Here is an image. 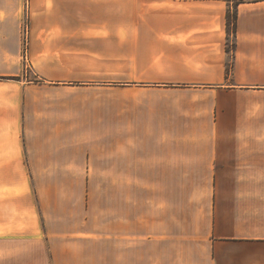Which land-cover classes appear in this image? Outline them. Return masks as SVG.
<instances>
[{
  "label": "crops",
  "instance_id": "crops-1",
  "mask_svg": "<svg viewBox=\"0 0 264 264\" xmlns=\"http://www.w3.org/2000/svg\"><path fill=\"white\" fill-rule=\"evenodd\" d=\"M230 6L0 0V264H55L92 175L115 264H264V0Z\"/></svg>",
  "mask_w": 264,
  "mask_h": 264
},
{
  "label": "rangeland",
  "instance_id": "rangeland-1",
  "mask_svg": "<svg viewBox=\"0 0 264 264\" xmlns=\"http://www.w3.org/2000/svg\"><path fill=\"white\" fill-rule=\"evenodd\" d=\"M22 34L24 37L23 55H28L27 28L28 18L22 17ZM188 176H171L175 178ZM195 177V176H190ZM113 175H92L87 189V203L90 224L83 225L82 206L78 208V189L74 214V236L72 240L59 243L55 264H115V204L116 185ZM76 233V235H75ZM70 238V239H71ZM45 261V256H44ZM46 262V261H45Z\"/></svg>",
  "mask_w": 264,
  "mask_h": 264
},
{
  "label": "trees",
  "instance_id": "trees-1",
  "mask_svg": "<svg viewBox=\"0 0 264 264\" xmlns=\"http://www.w3.org/2000/svg\"><path fill=\"white\" fill-rule=\"evenodd\" d=\"M225 1L233 4V6H230V9L227 15V29H228L229 34L235 35L237 31V18H238L236 9H237V6L241 3H244L245 0H225ZM234 48H235V45H234ZM227 51L228 52L232 51V47L230 46V44L228 45Z\"/></svg>",
  "mask_w": 264,
  "mask_h": 264
}]
</instances>
